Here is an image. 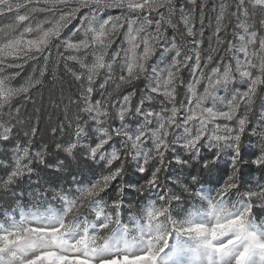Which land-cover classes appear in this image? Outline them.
Wrapping results in <instances>:
<instances>
[{"label": "snow or ice", "instance_id": "6c2138e0", "mask_svg": "<svg viewBox=\"0 0 264 264\" xmlns=\"http://www.w3.org/2000/svg\"><path fill=\"white\" fill-rule=\"evenodd\" d=\"M0 264H264V0H0Z\"/></svg>", "mask_w": 264, "mask_h": 264}]
</instances>
